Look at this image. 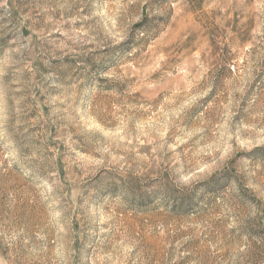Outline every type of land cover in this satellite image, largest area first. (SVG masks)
Listing matches in <instances>:
<instances>
[{
  "label": "rangeland",
  "instance_id": "1",
  "mask_svg": "<svg viewBox=\"0 0 264 264\" xmlns=\"http://www.w3.org/2000/svg\"><path fill=\"white\" fill-rule=\"evenodd\" d=\"M0 264H264V0H0Z\"/></svg>",
  "mask_w": 264,
  "mask_h": 264
}]
</instances>
